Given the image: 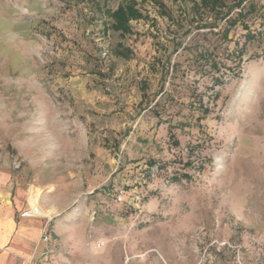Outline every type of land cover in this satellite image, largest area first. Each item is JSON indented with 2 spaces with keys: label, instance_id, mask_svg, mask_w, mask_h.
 Here are the masks:
<instances>
[{
  "label": "rangeland",
  "instance_id": "obj_1",
  "mask_svg": "<svg viewBox=\"0 0 264 264\" xmlns=\"http://www.w3.org/2000/svg\"><path fill=\"white\" fill-rule=\"evenodd\" d=\"M122 1L0 0V172L50 217L29 264H264V16L216 42V73L178 0L104 33Z\"/></svg>",
  "mask_w": 264,
  "mask_h": 264
},
{
  "label": "trees",
  "instance_id": "obj_2",
  "mask_svg": "<svg viewBox=\"0 0 264 264\" xmlns=\"http://www.w3.org/2000/svg\"><path fill=\"white\" fill-rule=\"evenodd\" d=\"M151 2L158 10V15L168 19L172 17V11L167 7L163 0H123L114 9H100V25L106 33L108 30L118 32L120 35L132 34L131 21L145 20L147 14L142 12L141 6L145 2ZM185 9V20L187 26L185 33H190L193 28V36L189 39L193 43V59L196 61L204 60V64L213 72H218V68L224 63V58H231L230 54H223L218 51L217 41L227 39L231 29L237 24H241L243 29L248 30L247 37L254 39L256 33L249 30L247 22L253 21L257 17L264 16V8L257 7L254 0H178ZM97 6V3L92 2ZM208 34H217V39L208 38ZM201 44V47L198 45ZM244 45L238 47L232 54H235L233 61L236 62L233 70L239 68L243 58ZM111 54L115 57L129 58L132 50L129 47L117 44ZM215 74V73H214ZM239 71L233 75L237 76ZM217 78L221 79L220 75ZM216 95V94H215ZM216 97V96H215ZM201 111L197 121L203 119L208 113L209 108L206 104L199 101ZM177 141H175V144ZM149 167L155 164L154 160L148 161Z\"/></svg>",
  "mask_w": 264,
  "mask_h": 264
},
{
  "label": "crops",
  "instance_id": "obj_3",
  "mask_svg": "<svg viewBox=\"0 0 264 264\" xmlns=\"http://www.w3.org/2000/svg\"><path fill=\"white\" fill-rule=\"evenodd\" d=\"M12 183L8 172H0V264H29L35 254L38 257L48 252L50 217L23 215L30 208V188H17L12 194ZM45 230L50 237L48 243L41 240Z\"/></svg>",
  "mask_w": 264,
  "mask_h": 264
},
{
  "label": "built area",
  "instance_id": "obj_4",
  "mask_svg": "<svg viewBox=\"0 0 264 264\" xmlns=\"http://www.w3.org/2000/svg\"><path fill=\"white\" fill-rule=\"evenodd\" d=\"M12 166H13L14 169H18V168H19V161L14 160V161L12 162ZM31 195H32V194L30 193V195H29V200H30ZM121 199H122V197H121V196H118V200L121 201ZM29 202H30V201H29ZM37 213H38V210H35V209L33 208V206L31 205V203H30V208H29L27 211H25V212L23 213V215H27V216H29V215H33V214H37ZM49 239H50V237H49L48 230H45L44 233H43V235H42V237H41V240H42L43 242H45V243H48V242H49Z\"/></svg>",
  "mask_w": 264,
  "mask_h": 264
}]
</instances>
